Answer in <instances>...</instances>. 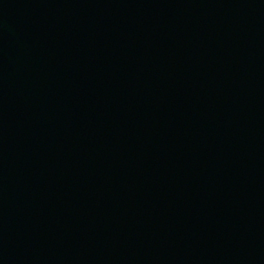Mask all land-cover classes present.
<instances>
[{
  "label": "water",
  "instance_id": "water-1",
  "mask_svg": "<svg viewBox=\"0 0 264 264\" xmlns=\"http://www.w3.org/2000/svg\"><path fill=\"white\" fill-rule=\"evenodd\" d=\"M0 264H264V0H0Z\"/></svg>",
  "mask_w": 264,
  "mask_h": 264
}]
</instances>
